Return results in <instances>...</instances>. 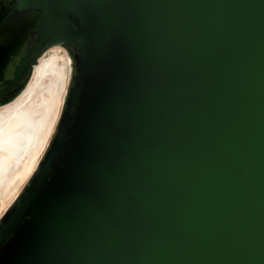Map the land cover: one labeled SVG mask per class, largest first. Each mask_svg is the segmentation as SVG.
<instances>
[{"label": "water", "instance_id": "obj_1", "mask_svg": "<svg viewBox=\"0 0 264 264\" xmlns=\"http://www.w3.org/2000/svg\"><path fill=\"white\" fill-rule=\"evenodd\" d=\"M5 3L0 106L72 70L0 264H264V0Z\"/></svg>", "mask_w": 264, "mask_h": 264}, {"label": "bare ground", "instance_id": "obj_2", "mask_svg": "<svg viewBox=\"0 0 264 264\" xmlns=\"http://www.w3.org/2000/svg\"><path fill=\"white\" fill-rule=\"evenodd\" d=\"M3 11L9 9L3 2ZM3 15V14H2ZM0 17V25L2 23ZM0 57L1 71L5 69ZM72 70L67 52L51 48L22 92L0 106V217L34 173L56 127Z\"/></svg>", "mask_w": 264, "mask_h": 264}, {"label": "flooded vegetation", "instance_id": "obj_3", "mask_svg": "<svg viewBox=\"0 0 264 264\" xmlns=\"http://www.w3.org/2000/svg\"><path fill=\"white\" fill-rule=\"evenodd\" d=\"M5 1L6 0H0V3L2 4ZM1 4H0V15L3 12L2 8H1L2 7ZM7 22L8 21H6V22H4V24H1L0 25V49L3 47L4 50H7L8 49V47H7L8 46V42L14 40L15 37H16V35H17V33H18V30L15 29V30H13L11 32V34L8 37H6V35H2V32H4L7 29L6 28ZM3 41H4V44H3V46H1V44H2Z\"/></svg>", "mask_w": 264, "mask_h": 264}, {"label": "rangeland", "instance_id": "obj_4", "mask_svg": "<svg viewBox=\"0 0 264 264\" xmlns=\"http://www.w3.org/2000/svg\"><path fill=\"white\" fill-rule=\"evenodd\" d=\"M55 49H59L61 51V54L65 53V50L60 49V48H55Z\"/></svg>", "mask_w": 264, "mask_h": 264}]
</instances>
